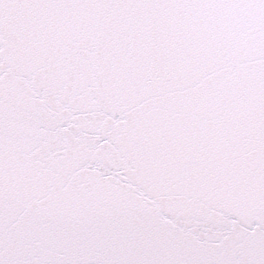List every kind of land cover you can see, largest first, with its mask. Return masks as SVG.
I'll use <instances>...</instances> for the list:
<instances>
[{"label":"snow or ice","instance_id":"6c2138e0","mask_svg":"<svg viewBox=\"0 0 264 264\" xmlns=\"http://www.w3.org/2000/svg\"><path fill=\"white\" fill-rule=\"evenodd\" d=\"M0 264H264V0H0Z\"/></svg>","mask_w":264,"mask_h":264}]
</instances>
